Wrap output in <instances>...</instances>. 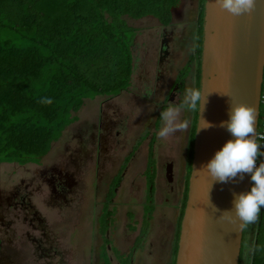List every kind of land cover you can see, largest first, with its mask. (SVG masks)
Masks as SVG:
<instances>
[{
    "label": "trees",
    "instance_id": "16d2710c",
    "mask_svg": "<svg viewBox=\"0 0 264 264\" xmlns=\"http://www.w3.org/2000/svg\"><path fill=\"white\" fill-rule=\"evenodd\" d=\"M179 1L0 0V164L39 162L51 152L65 130L79 119L77 113L86 99L118 95L126 90L132 84L133 46L139 30L130 25L125 16L133 19L153 16L168 24ZM199 4L197 88L201 73L204 0H199ZM188 72L189 65H186L178 76L182 87ZM44 98H50L51 103L42 102ZM196 120L197 111L190 133L188 172L172 264H175L180 224L188 197ZM160 124L159 114L156 128ZM154 141L149 148L145 172L147 212L135 248L142 243L155 211ZM122 180L123 171L113 184L118 187ZM115 195L112 187L108 196L110 203ZM113 213L110 208L103 212L106 220L103 232L110 228ZM128 217L133 220L134 213L129 212ZM129 228L136 230L132 223ZM254 232L253 245L249 246L250 264H264V209ZM244 243L245 238L240 264Z\"/></svg>",
    "mask_w": 264,
    "mask_h": 264
},
{
    "label": "flooded vegetation",
    "instance_id": "af4514ba",
    "mask_svg": "<svg viewBox=\"0 0 264 264\" xmlns=\"http://www.w3.org/2000/svg\"><path fill=\"white\" fill-rule=\"evenodd\" d=\"M188 1L192 5L187 9L185 3ZM199 16V0H180L173 8V18L168 24H164L153 16H145L158 21L161 26L159 45L154 48L156 46L154 44L155 46L153 45L150 50L146 51L147 56L153 58L156 64L158 76L155 90L157 92L160 91L161 82L166 76V74L161 73V70H168L166 63L174 58L177 53L186 50L187 46L190 45L187 44L190 42L189 37L195 32V49L191 51L186 62V65H189V72L185 80L182 81L183 87L179 85L181 82L176 81L182 66L177 72L174 82L164 91L165 100L169 103H176L178 106L182 102L185 89L190 86L194 87L193 81L197 87L198 58L196 57V50L199 36ZM184 21L188 23V35H184L183 28L177 29L175 27L176 24L184 23ZM136 47L137 38H135L133 46L134 57ZM134 68L136 69L135 60ZM193 68L194 80L191 76ZM164 107H166L165 104L161 106V111ZM193 112L187 153L189 152L190 133L196 111ZM103 114L104 111L99 118L98 133L95 125L77 128L65 140L60 138L57 141L58 144L53 146L51 152L42 160L24 165L15 163L16 168L12 174L6 180L0 181V264H22L19 260L28 259L30 253H35L40 260L43 259L44 264H92L91 248L87 246L89 235L86 234L88 230H85L86 223L80 209L84 206V203L81 204V202L84 200L85 191L91 185L98 188L96 178L93 177L94 174L99 176L102 167L107 168L108 156L102 158L99 153L96 159V149L102 147V140L109 145V147H104L107 150L112 148L116 142L111 135L117 120L110 119L108 126L105 127ZM169 165L174 164L172 161L165 164L167 179ZM108 171L114 182L119 176L114 161L106 173ZM187 171L188 154L184 180L182 175L178 177L176 184L175 176L172 182L168 179L171 188L174 189L180 184L182 188H185ZM91 178L93 181L90 183ZM110 192L111 189H107L106 198L103 201H108ZM103 208L104 205L101 214ZM101 214L96 217L94 224H92L93 228L94 225L97 226L100 235L99 218ZM105 233L103 232V234ZM103 243L102 241L100 244V251ZM99 256L101 257V253Z\"/></svg>",
    "mask_w": 264,
    "mask_h": 264
},
{
    "label": "water",
    "instance_id": "95a60500",
    "mask_svg": "<svg viewBox=\"0 0 264 264\" xmlns=\"http://www.w3.org/2000/svg\"><path fill=\"white\" fill-rule=\"evenodd\" d=\"M200 68L199 88L206 95L211 92L203 117L214 126L198 131L197 111L175 264H240L245 229L240 231L237 225L221 220L220 213L209 205V197L220 210L231 209L233 193L250 189V174L242 180L238 175L227 183L211 185V177L201 167L231 138L219 126L229 118L230 98L255 108L258 133L264 79V0H258L251 14L239 17L219 9L214 0H204ZM167 177L173 181V165L168 166Z\"/></svg>",
    "mask_w": 264,
    "mask_h": 264
},
{
    "label": "rangeland",
    "instance_id": "374dc122",
    "mask_svg": "<svg viewBox=\"0 0 264 264\" xmlns=\"http://www.w3.org/2000/svg\"><path fill=\"white\" fill-rule=\"evenodd\" d=\"M192 4L190 2L185 3V8H190ZM196 5V4H194ZM128 23L134 27H136L139 32L137 35V47L135 50V64L136 69L133 71L132 76V84L123 92L118 95L110 96H96L95 98H88L85 100V104L81 108V110L77 113L79 116V121L74 122L71 124L63 133L61 140H65L69 135H71L77 128L81 129V127H89V126H96V132L98 133L99 128V118L101 117L102 112L104 111V120H105V127L108 126V122L110 119L117 120V124L114 126L113 134L111 137H114L115 144L109 150L105 149L104 147H109L104 140H102V147L97 148L95 152V156H99L104 158L108 156L107 159V168L102 167V172L99 176L94 174V179L96 178V184H98V188L94 186H90L87 191H85V195L83 197V201L81 204L84 203V206L81 207V212L83 213V219H85V230L87 231L88 237V248H91V257H92V264H117V260L123 264H132V260H135V264H143L140 261L139 251L141 250L139 246L135 248L133 247L131 251V255L124 254L123 256L119 255L116 247H115V238L118 235L122 236L124 239H128L133 237L139 231L133 232L129 228H127L126 224L133 221L135 218L139 221L142 220L143 216V209L144 214L147 212L146 205L147 200L144 201V196L146 193V189L144 185L135 186L134 191H127V190H118L117 193H120L121 196H125L128 192H134L139 196V201L143 202L142 205H138V202L134 199L131 203L133 206H121L120 202L116 205L112 206L109 201H103L106 198V191H107V183L110 182L108 171L106 170L112 166L114 161V165L116 168H119L123 163L124 159L130 153V151L136 149L138 152L147 136H150L153 132L155 134L158 132L159 128L162 125V121L159 128H156L157 118L161 112V106L163 104L168 107L169 104H173L178 106L176 103H169L165 100L166 95H164V91L167 90L169 85L174 82V78L176 77L177 72L182 67L185 68L187 59L191 54V51L195 49V32H193L189 39L190 44L187 46L184 52L177 53L174 58H172L169 62L166 63V67L168 66V70H161L162 74H166L164 80L161 82L160 91L157 92L156 89V81H157V72H156V64L150 57L147 56L148 53L146 51L154 45V48L160 43L161 34V26L159 25L158 21L151 19L150 17H144L142 19H133L131 17L125 16ZM187 21L184 23L176 24L177 29H184V35L189 34V29L187 28ZM157 54V51H155ZM167 71V73H166ZM186 75V73H185ZM184 75V76H185ZM187 76V75H186ZM193 80L195 78L194 68L192 70ZM176 81L179 82V79ZM177 85V84H176ZM193 86L194 81H193ZM176 101V100H175ZM174 101V102H175ZM193 111H189L187 109H181L180 119L181 120H188L189 127L182 132H177L175 134L170 135L165 139H159L156 135V153L160 157V161L164 165L172 161L171 154L179 153V155H183L181 153H185V148H187L188 144V135L190 132V128L192 126L193 121ZM148 139V138H147ZM56 142L54 144L57 145ZM116 163V164H115ZM165 163V164H164ZM97 166V165H96ZM99 166V165H98ZM16 166L14 164L2 163L0 164V181L6 180L10 174L14 171ZM96 170V169H95ZM114 171V170H113ZM188 172V171H187ZM106 173V174H105ZM93 178L90 179V183L93 181ZM161 183H159V194H158V208L157 211L153 213L156 216V219L153 222V225L157 223H161L160 219L163 218V231L168 232V227L171 226V217L173 213V209L170 206L166 205V198L170 194V185L168 179L164 177L160 179ZM95 183V182H94ZM162 184V185H161ZM183 184V183H182ZM112 187L117 190V187L112 184ZM140 187V190H138ZM181 184L177 186V190L181 189ZM184 188V187H183ZM183 188L179 192V196H172L174 201H181ZM121 191V192H120ZM127 198L126 196L123 198ZM121 199V198H120ZM171 200V201H173ZM104 205L103 212L105 213L107 208L113 210L114 216L112 217V223L110 228L106 230V233L103 234V229H105L106 220L105 217L101 214V209ZM109 204V205H108ZM120 204V205H119ZM108 205V206H107ZM137 205V206H136ZM107 206V207H105ZM133 212L135 214V218L131 220L127 213ZM99 218V231L98 232L97 226L94 224V220L98 215ZM87 221V222H86ZM135 221L133 225H136ZM256 222L250 224L246 227L245 231V243H244V256L242 260V264H250V251L249 246L253 245L254 240V231H255ZM138 226V225H137ZM140 227V225L138 226ZM137 227V228H138ZM177 227V226H176ZM129 234L131 236H129ZM103 239V240H102ZM175 239V238H174ZM104 242L101 251L99 250L100 244ZM108 245H107V244ZM137 250V256L135 251ZM101 253V257L99 254ZM135 256V258H134ZM144 258V257H143ZM138 259V260H137Z\"/></svg>",
    "mask_w": 264,
    "mask_h": 264
},
{
    "label": "clouds",
    "instance_id": "9594fccd",
    "mask_svg": "<svg viewBox=\"0 0 264 264\" xmlns=\"http://www.w3.org/2000/svg\"><path fill=\"white\" fill-rule=\"evenodd\" d=\"M257 3L258 0H214L215 6L226 10L234 17L251 14ZM210 93L206 95L204 89L197 87L186 88L179 106L169 104L161 111L162 125L156 133L157 137L165 139L189 127L188 120L180 119L181 109L198 111V131L213 127V123L203 117ZM42 102L51 103V99L44 98ZM255 122L256 112L253 106L245 102H233L230 98L229 118L221 121L219 126L225 128L231 138L201 167L208 177H211V185L213 182L227 183L238 175L242 180L245 174H250L252 181L250 189L233 193L231 209L220 210L211 203L209 197V205L220 213V219L237 225L240 231L255 223L264 209V163L257 165V159L264 156V151H261V145L256 138L259 136V139L264 140V135L256 132Z\"/></svg>",
    "mask_w": 264,
    "mask_h": 264
},
{
    "label": "crops",
    "instance_id": "0c3cea01",
    "mask_svg": "<svg viewBox=\"0 0 264 264\" xmlns=\"http://www.w3.org/2000/svg\"><path fill=\"white\" fill-rule=\"evenodd\" d=\"M191 87V86H190ZM156 134L153 132L150 136H147L146 139L144 140L145 142L143 143L141 149L136 152V149L130 151V153L127 155V157L124 159V163L118 168V173L120 174L123 171V180L121 181L120 185L117 187L116 190V195L112 200V206L114 204L116 205L118 202H120L121 206H133L131 203L132 200H136L138 202V205H142L144 201L147 200V176L145 174L148 164H149V148L151 145V142L153 139L155 140L154 142V152H155V174H156V179H155V211H157L158 208V194H159V183H161L160 179H163V174L164 177H166V172H165V165L163 167L162 160L160 161L159 155L156 153V137H154ZM148 138V139H147ZM183 155H179V153H172L170 156L173 162V172L175 176V184L177 183L178 177L181 176L183 177L186 173V163H187V148H185V153H181ZM8 164H14L15 163H8ZM165 164V163H164ZM124 169V170H123ZM110 182L107 183V189H112L111 185L113 184V178L109 176ZM144 185L146 189V193L144 196V201L140 202L139 201V196L135 194L134 192L130 193L128 192L127 195H125L127 198L123 199L124 197H120V193L118 194V190H127V191H134L135 186H140ZM162 185V184H161ZM170 185V184H169ZM171 187V185H170ZM177 188V186H176ZM138 190H140V187H138ZM181 189L177 190L174 188H170V194L166 198V205L170 206L171 209H173L172 217H171V226L168 227V232L163 231V218L160 219L161 223H157L156 226L155 224L153 225V222L156 219V216L153 215L149 228L147 230L146 235L144 236L142 243L140 244L139 248L141 249L139 251V257L140 261L143 264H172L173 260V248H174V238L176 234V229H177V223L179 219V214H180V208H181V201H174L172 199V196L176 195L179 196V192ZM121 192V191H120ZM183 195V194H182ZM121 198V199H120ZM173 200V201H171ZM182 200V198H181ZM119 204V205H120ZM137 206V205H136ZM40 208V206L38 205ZM129 213V212H128ZM127 213V215H128ZM135 216V214H134ZM144 219V209H143V216L142 220L139 221L138 219H134L133 221L127 223L126 227L129 228L130 224L135 221L137 223L136 230L133 231L136 233V231H139L137 234H135L133 237L124 239L122 236L118 235L115 238V245L117 247V251L119 255L123 256L124 254H129L131 255V251L133 247L135 246V243L137 241V238L139 237L140 230L142 228V223ZM140 225V227L138 226ZM138 227V228H137ZM130 229V228H129ZM129 236H131L129 234ZM30 257L28 259H20L19 261L22 264H44L43 259L40 260L39 257L35 253H30ZM135 254L137 256V250L135 251ZM144 257V258H143ZM135 258V256H134ZM138 260V259H137ZM120 260H117V264H123L119 262ZM132 264H135V260H132Z\"/></svg>",
    "mask_w": 264,
    "mask_h": 264
},
{
    "label": "built area",
    "instance_id": "2783aa9c",
    "mask_svg": "<svg viewBox=\"0 0 264 264\" xmlns=\"http://www.w3.org/2000/svg\"><path fill=\"white\" fill-rule=\"evenodd\" d=\"M262 107H264V79H263V90H262V100H261V114L259 121L258 134L264 135V111L262 112ZM257 141L261 145V151H264V140L259 139L257 136ZM264 163V156H259L257 159V165Z\"/></svg>",
    "mask_w": 264,
    "mask_h": 264
}]
</instances>
